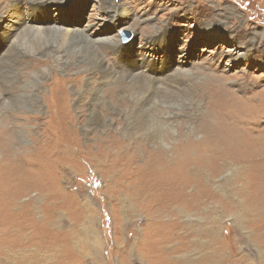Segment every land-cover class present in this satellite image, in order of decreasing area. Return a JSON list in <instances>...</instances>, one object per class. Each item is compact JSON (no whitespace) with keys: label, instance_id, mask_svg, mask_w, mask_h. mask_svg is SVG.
<instances>
[{"label":"rangeland","instance_id":"374dc122","mask_svg":"<svg viewBox=\"0 0 264 264\" xmlns=\"http://www.w3.org/2000/svg\"><path fill=\"white\" fill-rule=\"evenodd\" d=\"M119 4L124 5L127 16L119 17V13L113 12L114 5L119 7ZM56 5L58 4L51 1L46 4L52 14L58 11L57 23L76 28L93 39L99 38V42L95 43L99 50L97 55L107 64H110L112 56L105 50L106 43L103 41L110 39L118 40L124 46L132 44L135 52L139 51L138 48L142 44L147 43L142 45L145 47L150 43L151 48L142 50L146 56L153 52V57L159 55L163 58L168 52L165 61L169 60V69L177 68L179 54L186 56L187 63L177 70L180 75L176 76L181 78V81L167 80L171 93L178 99L176 110L182 108L181 115L171 116L173 125H180L175 128H180L181 133H184L182 140L188 137V130L192 126L197 129L193 139H203L200 127L195 124L200 121L201 116H205L207 99L205 93L210 84H217L214 89L218 93L221 86L223 89L234 91L235 94H232L240 97L248 96L249 92L264 94V0H68L59 4L62 5L60 10L56 9ZM51 18L54 20L53 15ZM7 20L8 18L5 21ZM212 23H215L214 27ZM208 25L213 29H208ZM123 32L129 35L124 38ZM21 39L26 43L25 49L24 45L19 44L21 50L25 52L26 57L32 56L27 52L32 50L29 47V38ZM155 41H159L158 44ZM7 42L3 43L0 39V50L8 47ZM37 42L68 51L63 53H68L72 62L79 65L78 72L83 77L81 68L94 65L92 58L94 53L86 46L80 45L81 43L77 46L72 45L71 41L65 40L59 33L43 35L40 39H35L34 43ZM152 48H156L155 51ZM246 50L250 54L247 60L238 58L229 61L228 52L242 53ZM37 57L47 60L44 56ZM72 65L69 63L65 67L71 69ZM50 71L52 72L46 74L43 83L50 80L51 74L65 77L67 73L54 67H51ZM69 74L74 76L75 72L71 71ZM89 77L83 80L89 82L91 81ZM248 82L250 87L252 86L250 91L242 88L247 86ZM121 84L123 87L129 85L140 87L139 93L133 95H127L126 91L118 94L117 99H124L128 105L135 103L147 85L145 81L130 79L121 81ZM102 87L104 88L105 84ZM203 87L206 88L202 89ZM40 90L47 93L49 89L43 84ZM11 91L14 92L15 88ZM67 92L70 96L68 87ZM190 102L191 108H187ZM69 105L70 109L75 108L73 104ZM4 106L0 110V121L2 116L10 115L7 124L9 127L12 125L15 128L23 127L21 129L23 133L17 129L13 134L11 132L15 149L12 147L11 152H15L16 157L18 153L19 157L27 154L25 155L27 172L24 173L27 180L25 186L20 188V180H11L10 177L2 175L4 172L0 173L2 183L0 206H6L5 209L8 210L10 194H17L14 206L9 207V212L4 209L0 213V264H27L30 261L33 264H157L152 254L157 252L154 249L158 246L147 242L148 240L145 241L148 214L142 208V202L130 199L126 191H119V178L123 170L130 166H132L130 169L142 166L147 155L140 150L141 148H136L138 151L135 152V148L130 147L125 137L132 142H136L137 139L145 142L146 130L136 131L135 134V130L130 129V123L134 122V119H131L133 117L128 116L126 119L124 115L114 111L109 114L111 122L107 119L108 115L105 118L106 125L102 127L94 125L96 128L85 127L88 116L84 113L82 116L84 121L81 119L82 121L74 125L78 134L77 142L72 145L77 144L74 149L61 151L56 147H53L54 149L44 147L43 151L39 145L47 135L40 136L38 128L45 122L32 121L26 116H42L46 112V106L43 104L38 109L31 106L30 109L17 110H12L8 105ZM103 107L106 108V105ZM238 110L239 113L243 112L240 104ZM232 115H226V118L231 121L238 117ZM239 118L241 120L245 118L247 122L250 115L240 114ZM261 119L260 123H256L257 127H264V117ZM4 121H7L6 117ZM239 122L241 123L240 120ZM154 125L157 127L155 122ZM82 128H89L88 132ZM156 131L168 133L169 142L164 147L171 154L174 151L173 145L178 142V136L176 134L172 136L168 127L161 130L158 128ZM105 133L109 134V143L114 146L99 149L101 147L99 143ZM6 134H9V137H6L12 142L9 131ZM254 138H248L247 145L254 144L252 141ZM124 139L126 142H123ZM117 141L120 142L117 144L119 148H115L114 143ZM219 141L215 149L221 153L220 157L234 161L241 159L239 156L241 157V153L244 154L241 147L229 149L225 142ZM255 141L259 143V156L264 155V134ZM245 151L251 153L249 150ZM178 152L182 154L181 151ZM235 153L239 156H235ZM214 157L216 164L203 165V169L212 175V177L208 175L211 179L198 175L203 183L205 181L208 184V189L200 188L196 192L199 196L207 194L206 198L203 196L201 209L197 212L190 210L192 212L182 215L178 220L181 224L187 225L185 227L189 236L186 242L188 241L191 250L190 255H197L200 248L202 253H207L209 248L213 247L212 243H217L226 249L233 248V257L238 260V264H264L262 240L264 231L254 226L251 222L253 215L247 210V204H250L251 200L247 201L246 184L242 182L244 168L235 163L224 166L217 154ZM1 162L3 160L0 156ZM17 163L15 162L21 166L18 160ZM254 167L256 166L251 165L246 168V172L249 175L256 174ZM181 168L185 169V166L179 165L177 170ZM253 189L256 192L253 191L251 194L262 196L263 192L259 191V188ZM189 190L193 189L189 187ZM262 209L261 205L257 208ZM212 225L217 228L216 235H213L215 237L206 232ZM19 230L26 238L24 242L19 240L21 238ZM182 231L180 228L177 232ZM169 246L180 247L174 241L170 242ZM23 260L27 263L21 262ZM176 260L183 263L185 257L179 252Z\"/></svg>","mask_w":264,"mask_h":264},{"label":"bare ground","instance_id":"6f19581e","mask_svg":"<svg viewBox=\"0 0 264 264\" xmlns=\"http://www.w3.org/2000/svg\"><path fill=\"white\" fill-rule=\"evenodd\" d=\"M50 1L58 4L56 5V9L60 10L59 8L62 5L59 4L65 3L68 0H0V30L3 28L0 31V35L2 36L0 39L3 43L8 41V47L0 50V110L4 105H8L12 110H17L24 108L30 109L31 106L34 109H38L44 104L46 106L44 115L26 116L27 119L32 121L44 120L45 122L39 125L41 128H38L39 133H41L40 136L47 135L39 145L42 146L41 149L43 151L44 147H48V149H54L53 147H56V149L61 151L74 149L77 144L72 145L78 139L74 125L82 121L81 119H83L82 116L84 113L88 116L85 127L89 128H96L94 125H97V127L106 125L105 120L111 119L109 114H112V111L119 112L126 119L128 116H132L133 118L131 119H134V122L130 123V129L135 130V134L136 131L146 130V141L143 142L137 139L136 142H132L129 141L128 137H125V139L128 141L130 147L135 148V152L138 151L136 148H141L140 150L147 155L142 166L138 165L133 169H130L132 167L130 166V168L123 170L119 178V191H126L130 199L136 202H142V208L148 214V220L146 222L148 231L145 241L148 240L147 242L158 246L157 249H154L157 252L152 254L156 258L155 263L238 264V260H235L233 257V248L227 247L226 249L223 245H218L217 243H212L213 247H210L207 253H202L200 248L197 255H190L191 250L187 244L188 241L186 242L189 236V233L187 234L188 230L185 227L187 225L181 224L178 220L182 215L192 212L190 210L197 212L201 209L202 199H204L203 196L206 198L207 194L199 196L196 192L200 188L208 189V184L204 181L205 185L198 175L201 177L208 175L212 177L208 170L203 169V165L216 164L214 156L217 154L220 157L221 153L215 149V146L217 142H220L219 140H222L229 149L239 147L243 149L244 154L241 153V157L235 153V156L241 158L239 160H225L222 157L219 159L224 166L235 163L244 168L242 170L244 174L242 182L246 184L247 201L251 200V203L247 204V210L253 215L251 222L254 223V226L258 227V230L264 231V155L259 156V143H255L257 141L255 139L264 134V127L256 126V123L264 117L263 92H249L248 96L243 97L242 95L240 97L233 95L235 94L234 91L231 92L229 89H223L221 86L218 93L214 89L217 84H210L211 86H207V93H205L207 97L205 116H201L200 121L195 124L200 127L203 139H193L197 129L195 126H192L188 130V137L182 140L184 133H181L182 130L180 128H175V126L178 127L180 125H173L171 121L172 115H181L180 110L182 108L179 107V110H176V106H178L176 100L178 99L175 98L177 96L171 93L167 80L181 81V78L179 79L176 75H180L177 70L184 67L187 63L186 56L182 53L179 54L176 64L177 68L170 67L169 69L168 65H170V62L169 60L165 61L167 59L166 56L169 54L168 52H166L163 58L159 55L153 57V52H149L148 56H146L142 50H147L151 46L150 43L145 47L142 45L147 43L142 44L138 48L139 51L135 52L131 47L133 46L132 44L129 43L124 46L118 40L110 39L103 41L106 43L105 50H108V53L112 56L110 64H107L102 60L103 58L97 55L99 50H97L95 43L99 42V38L93 39L79 32L76 28L59 25L56 16L58 11L52 14L51 10L49 8L47 9L46 4ZM114 8L115 10L113 12L116 14L119 13V17L128 15L125 12L126 8L123 4H119V7L114 5ZM118 9L119 12H117ZM52 15L54 20L51 18ZM6 18H8L7 21H5ZM212 25L214 27L215 23H212ZM207 28L210 30L213 29L209 25ZM51 33H59L65 40L71 41L72 45L77 46L81 43L80 45L86 46L89 51L94 53L92 54L94 65L84 67L83 69L81 68L84 77L78 72L80 71L78 69L79 65L72 62L71 58L68 57V53H63L68 51L53 48L42 42L41 44H38V42L37 44L34 43L35 39H40L41 36H46ZM23 37L29 38L30 46H28L32 50L27 52L32 56L26 57L25 52L19 46V44H22L24 45V49L26 48L25 41L21 39ZM155 42L158 44L159 41ZM155 49L152 48L153 51ZM249 55V51L247 50L242 53L228 52L229 61L238 58L247 60ZM37 56H44L47 60L40 59ZM69 63L73 64L71 69L65 67ZM51 67L67 73H65V77L51 74L50 80L47 83H43L46 74L52 72L50 71ZM71 71L75 72L74 76H70L69 72ZM25 76L29 77L26 79ZM87 77L91 81L87 82L83 80V78ZM125 79L138 80L140 82L145 81L147 84L143 91H141V95L136 98L135 103H132V105H128V102L124 99H117L118 94L123 91H126L128 93L127 95H133L139 91L140 87L138 88L134 85L123 87L121 81ZM43 84L48 86L49 90L47 93L40 90ZM104 84L105 87L103 88L102 86ZM247 84V86H242V88L250 91L252 86L250 87L249 82ZM10 86L12 87L11 89ZM67 87L69 88L70 96L67 92ZM14 88L15 91L12 92L11 90ZM204 88L206 87L202 89ZM221 89L223 90L221 91ZM69 104H73L75 108L72 107L70 109ZM239 104L243 108L242 113H239ZM103 105H106V108ZM187 106H189L187 108H191V102ZM77 114L80 116H77ZM230 114H235L238 117L230 121L226 118V115ZM240 114L250 115V119L247 122L245 118L241 120L239 118ZM5 117L7 121H4ZM10 117V115L2 116L0 121V156L3 160L0 163V173L4 172L1 174L10 177L11 180H20L21 188L25 186L27 180L24 175L27 172L25 167V155L27 154H20L21 156L19 157L18 153L16 157V153H12L11 148L14 146L12 137L14 130L17 129L21 132L23 127L17 126L15 128L14 125L9 127L7 124L8 118ZM153 120L157 127L152 122ZM91 124L93 125L91 126ZM167 127L171 131L172 136L174 134L178 136V142L176 144L173 143L174 151L171 154L164 147L169 142L168 133L156 131L158 128L161 130V128L167 129ZM89 128L82 129L88 132L87 129ZM7 131L10 133L12 142L8 138L9 134H6ZM86 132L85 134H87ZM4 136L8 137L5 138ZM250 137H255L252 140L254 144L248 143L247 145L248 138ZM125 139L123 142H126ZM46 142L48 143L47 145ZM107 142L109 143V134L105 133L99 143L101 145L99 149L109 148L111 145L114 146L110 143L107 144ZM118 142L114 143L115 148H119L117 146ZM124 144L126 145V143ZM13 150H15L14 147ZM245 150H249L251 153L249 154ZM178 151H181L182 154H179ZM202 153L204 154L203 156L201 155ZM45 158L47 160L46 156ZM17 160L24 167L18 166ZM179 165H184L185 169L181 168V170H177ZM251 165L256 166L254 167L257 171L256 174L249 175L246 172V168L251 167ZM14 167L16 169H13ZM209 176L208 179L210 180L211 178ZM189 187L193 190H189ZM253 187L259 188V191L263 192L262 196L251 194L255 191ZM6 188H4L5 191ZM5 191L2 192L4 195ZM239 192L241 193L242 189ZM16 195L15 193L10 194L9 203L5 201L8 203V210L5 209L6 206H0V213L4 209L9 212V207L14 206ZM136 202L135 204L137 205ZM259 205L263 208L262 210H257ZM180 228L183 230L182 233L177 232ZM187 228L189 229L190 226ZM206 232L211 236L216 235L217 228L212 225L206 229ZM18 233L21 235L19 240L24 242L26 238L23 232L19 230ZM262 240H264V236H262ZM173 241L180 247L171 248L169 243ZM179 252H181L182 257H185L183 263H179L176 260L177 253ZM4 253L8 252L4 251ZM21 262L26 261L23 260ZM27 264H33V262L30 261Z\"/></svg>","mask_w":264,"mask_h":264},{"label":"water","instance_id":"95a60500","mask_svg":"<svg viewBox=\"0 0 264 264\" xmlns=\"http://www.w3.org/2000/svg\"><path fill=\"white\" fill-rule=\"evenodd\" d=\"M123 34H124V38H126L127 35H129L127 32H123Z\"/></svg>","mask_w":264,"mask_h":264}]
</instances>
